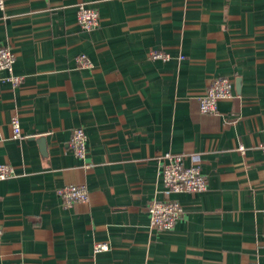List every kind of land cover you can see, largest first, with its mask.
<instances>
[{"label":"crops","instance_id":"crops-1","mask_svg":"<svg viewBox=\"0 0 264 264\" xmlns=\"http://www.w3.org/2000/svg\"><path fill=\"white\" fill-rule=\"evenodd\" d=\"M81 4L96 30L78 24ZM1 46L22 83L0 71V165L15 173L0 180V264H264V0H8ZM222 77L235 97L202 114ZM166 153L200 166L208 190L170 195L184 214L160 233L147 207L168 197ZM69 185L90 202L66 206Z\"/></svg>","mask_w":264,"mask_h":264},{"label":"built area","instance_id":"built-area-1","mask_svg":"<svg viewBox=\"0 0 264 264\" xmlns=\"http://www.w3.org/2000/svg\"><path fill=\"white\" fill-rule=\"evenodd\" d=\"M8 0H0V9L5 10ZM100 14L94 8H88L84 4L79 5L77 22L83 30L94 31L100 27ZM151 59L169 60V54L163 51H152L149 54ZM81 68H92V62L86 55H81L77 59ZM16 55L11 47H0V71H7L8 78L15 86L22 83V78L14 75V64ZM234 80L226 77L215 78L207 86L205 93L199 98V107L202 114L218 115V104L222 100L233 99ZM13 137L23 139V132L19 117H14L11 121ZM88 136L84 129L73 130L69 145L74 155L80 159H85L88 153ZM260 147L264 150V144ZM239 151L244 152V148ZM161 164V174L165 185V193L168 196L163 201H153L147 211L150 214V227L153 232L167 233L175 229L177 222L184 214L183 206L176 200H172L170 195L178 193L198 194L208 190V180L202 173L200 166L193 164L187 166L185 157L180 154L166 153L159 157ZM14 169L9 164L0 165V180H5L14 176ZM64 203L72 207L79 203H89L91 194L84 185H69L60 190ZM3 229L0 227V244L3 236ZM106 244L96 246V252L107 250Z\"/></svg>","mask_w":264,"mask_h":264}]
</instances>
